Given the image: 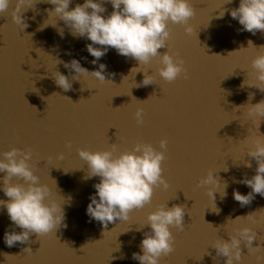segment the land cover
<instances>
[{
	"label": "water",
	"instance_id": "obj_1",
	"mask_svg": "<svg viewBox=\"0 0 264 264\" xmlns=\"http://www.w3.org/2000/svg\"><path fill=\"white\" fill-rule=\"evenodd\" d=\"M31 3L23 13L28 24L23 31L11 19L15 0L0 16V159L13 147L31 148L34 173L50 187V198L62 204L67 226L41 237L32 234L29 243L7 247L5 231L21 229L10 227L7 211L0 206V264H140L132 254L141 252L143 233L150 231L149 226L141 227L149 212L165 204L186 206L185 229H171L175 250L161 264H225L226 258L218 257L211 245L217 239H229L236 227L256 230L258 240L253 246L264 247L261 226L247 219L231 221L248 213L228 193L223 199L215 193L219 214L212 211L214 204L205 188L196 187L208 172L145 110L144 124L137 125L134 113L141 106L106 71L112 83L101 84L91 75L71 79L69 69L56 60L75 58L89 71L97 70L99 64L91 63V55L54 17L47 23L56 20V26L41 30L48 12L37 0ZM58 29H63V37ZM56 71L68 76L71 90L65 92L54 83ZM161 139L168 142L162 162L168 189H155L151 204L133 210L127 222L117 219L105 228L90 219L86 209L99 178H86L87 163L77 149L103 151L115 144L119 154L131 151L137 142H147L162 150ZM69 142L70 149L65 147ZM59 153L64 154L63 160L57 159ZM12 182L21 181L14 177ZM6 199L0 191V200ZM242 254L241 264H264V259H257L264 257V249L249 254L242 246Z\"/></svg>",
	"mask_w": 264,
	"mask_h": 264
},
{
	"label": "clouds",
	"instance_id": "obj_2",
	"mask_svg": "<svg viewBox=\"0 0 264 264\" xmlns=\"http://www.w3.org/2000/svg\"><path fill=\"white\" fill-rule=\"evenodd\" d=\"M42 2L54 7L46 10L48 19L41 25V30L48 25L55 27L57 19L63 21L74 38H86L91 42L86 45V50L94 57L91 61L93 65L97 64L111 48L115 49L119 55L138 62L139 67L130 70L131 76L143 72L144 78L141 84H135V87L156 84L157 75L168 83L175 81L181 74L188 79V72L184 67L185 61L178 53H171L168 50L161 54L158 50L165 47L168 49V41L171 38L169 22L184 25V31L189 35L193 34L189 20L196 15V9L190 0H84L83 4L77 3L71 9L69 5L72 0H42ZM105 2L110 3L113 9L107 15H104ZM231 2L232 0H226V3ZM11 3L12 0H0V16L8 11ZM30 7H32L31 0H15L11 19L22 31L28 27L27 17L23 13ZM223 15L224 10H221L220 17L222 18ZM230 15L243 26L241 31H247L253 35L258 31L264 32V0H239V6L231 9ZM52 17L56 18L55 24L47 23ZM58 32L63 37V29H58ZM250 46L255 47L251 40L248 41L247 48L241 47L239 51L246 50ZM259 49L261 51L251 60L253 78L245 79L241 86L256 87L264 92V46H260ZM231 53L233 52L229 54ZM67 54L70 55V52ZM154 57H159L158 63L161 66L156 69L157 75H149L147 71L142 70V66L149 65ZM56 61L63 63L64 67L69 69L73 81L78 80L80 75H91L101 84L112 83L105 77L106 65L103 63L99 64L97 70L89 71L75 58L68 62ZM52 76L58 87L65 92L71 90L72 83L68 76L59 71ZM54 94L56 93L52 95ZM253 96L254 94L249 93V102L241 105L239 110L246 108L247 117L257 122L258 132L261 119H264V100L251 104ZM133 99L136 100L134 97ZM143 113L142 107L136 109L134 116L137 125L144 124ZM167 144L166 139H161L159 145L162 150H157L151 143L137 142L131 151L126 150L119 154H116L115 144H111L107 150L103 151L77 149L79 157L87 163L86 178H99V182L93 185L95 194L90 196V203L86 209L90 219L100 222L105 228L117 219L127 222L133 210L143 209L145 205L151 204L155 189L161 186L165 190L168 189L169 183L163 175L162 167V162L166 159ZM251 145L247 148L245 155L255 160L257 165L255 175L251 178L245 176L239 181L251 191L245 195L233 190V198L241 207L251 204L256 194L264 197V135L259 134L258 138L251 141ZM65 147L70 149L71 143H67ZM3 157L0 159V173H4L0 178L2 180L0 191L7 199L0 200V206L7 211L12 222L10 227L21 229L20 232L5 231L6 246L14 247L17 242L29 243L32 234L41 237L66 227L62 204L50 198V187L46 183H41L40 177L34 173L33 165L30 163L33 159L32 149L13 147L4 152ZM57 159L63 160L64 154L59 153ZM244 165L248 168L252 167L248 160L244 161ZM220 170L228 171L227 167ZM219 171L209 169L207 175L196 185L197 188H205L206 194L214 204L215 210L212 211L217 214L219 209L215 205V193L218 192L223 199L227 196L226 188L228 187L218 175H214ZM14 177L21 182L13 183ZM185 212L184 205L168 207V204L160 205L155 211L149 212L146 223L141 228L149 226L150 231L143 233L141 252H134L132 259L139 261L140 264H161L162 259L175 250V237L171 229L175 228L177 231L185 229ZM255 213H249L244 217L237 216L231 221L236 223L241 219H247L253 225L264 227V214L257 218ZM233 233L228 234L229 239H217L211 245L218 257L226 258L225 264H241L242 246L247 248L249 254L264 249L260 244L253 246V242L258 240V233L253 228L236 227ZM23 251L32 252L30 248H24ZM257 259H264V257H257Z\"/></svg>",
	"mask_w": 264,
	"mask_h": 264
}]
</instances>
